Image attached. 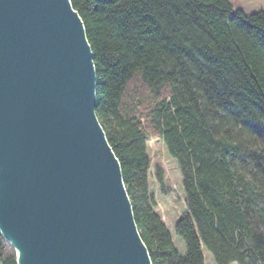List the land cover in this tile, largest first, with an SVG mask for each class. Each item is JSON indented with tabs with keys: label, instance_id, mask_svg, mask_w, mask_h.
I'll return each mask as SVG.
<instances>
[{
	"label": "trees",
	"instance_id": "trees-1",
	"mask_svg": "<svg viewBox=\"0 0 264 264\" xmlns=\"http://www.w3.org/2000/svg\"><path fill=\"white\" fill-rule=\"evenodd\" d=\"M72 3L94 53L96 112L153 264H206L203 246L217 264H264V11L231 0ZM151 141L181 169L186 255L151 191ZM0 264H18L1 232Z\"/></svg>",
	"mask_w": 264,
	"mask_h": 264
},
{
	"label": "water",
	"instance_id": "water-1",
	"mask_svg": "<svg viewBox=\"0 0 264 264\" xmlns=\"http://www.w3.org/2000/svg\"><path fill=\"white\" fill-rule=\"evenodd\" d=\"M97 89L72 0H0V232L18 264L11 233L27 264H153Z\"/></svg>",
	"mask_w": 264,
	"mask_h": 264
},
{
	"label": "rangeland",
	"instance_id": "rangeland-1",
	"mask_svg": "<svg viewBox=\"0 0 264 264\" xmlns=\"http://www.w3.org/2000/svg\"><path fill=\"white\" fill-rule=\"evenodd\" d=\"M231 2L237 9L247 14L264 11V0H231ZM150 155L152 159L150 184L151 191L156 197L157 210L171 233L174 246L181 255H186L187 244L176 233V222L187 211L186 194L179 163L169 155L161 142H150ZM203 252L206 264H217L213 254L204 246Z\"/></svg>",
	"mask_w": 264,
	"mask_h": 264
},
{
	"label": "bare ground",
	"instance_id": "bare-ground-1",
	"mask_svg": "<svg viewBox=\"0 0 264 264\" xmlns=\"http://www.w3.org/2000/svg\"><path fill=\"white\" fill-rule=\"evenodd\" d=\"M2 146V150H4V146L3 143H1ZM8 169V166L5 167V171ZM13 186H14V178H6L4 180H2V182L0 183V199L3 196H6V199H9L11 195L12 191H13ZM10 237L12 238V240L16 241L19 249H20V257H21V263L22 264H27V259L29 258H25V255L27 254V252L24 250V248H22V246L20 245V242L18 241V239L11 233Z\"/></svg>",
	"mask_w": 264,
	"mask_h": 264
}]
</instances>
